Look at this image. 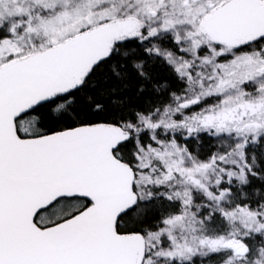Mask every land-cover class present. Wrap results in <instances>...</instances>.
Listing matches in <instances>:
<instances>
[{
	"label": "snow or ice",
	"instance_id": "snow-or-ice-1",
	"mask_svg": "<svg viewBox=\"0 0 264 264\" xmlns=\"http://www.w3.org/2000/svg\"><path fill=\"white\" fill-rule=\"evenodd\" d=\"M0 264H264V0H0Z\"/></svg>",
	"mask_w": 264,
	"mask_h": 264
}]
</instances>
